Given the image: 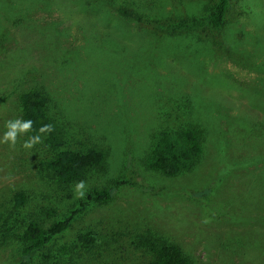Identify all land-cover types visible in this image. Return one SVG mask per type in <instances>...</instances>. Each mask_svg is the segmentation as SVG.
<instances>
[{
    "label": "rangeland",
    "instance_id": "1",
    "mask_svg": "<svg viewBox=\"0 0 264 264\" xmlns=\"http://www.w3.org/2000/svg\"><path fill=\"white\" fill-rule=\"evenodd\" d=\"M213 5L0 0V264H150L157 244L191 264H264V0H233L219 31L206 23ZM130 7L205 27L155 36L119 11ZM33 90L47 98L59 151L104 158L83 195L81 181L57 180L47 136L3 140ZM180 129L202 135L196 165L176 177L147 168L155 137ZM103 190L110 199L94 200ZM66 219L68 230L23 253L31 223Z\"/></svg>",
    "mask_w": 264,
    "mask_h": 264
},
{
    "label": "trees",
    "instance_id": "2",
    "mask_svg": "<svg viewBox=\"0 0 264 264\" xmlns=\"http://www.w3.org/2000/svg\"><path fill=\"white\" fill-rule=\"evenodd\" d=\"M233 0H214L212 11L207 18L210 28L219 31L225 25L232 13ZM120 8L119 11L127 16H132L142 22L143 29L155 36H177L194 32L205 27V22L197 17L169 16L151 18L144 14H136L134 8ZM23 111V120H31L28 130L34 134L47 136V141L54 145L56 155L51 162V170L61 184H73L83 179L87 171L100 168L104 158L101 153L88 149L82 153L59 151L60 146L55 142V126L46 116L47 98L38 90L23 93L19 97ZM45 126H50L41 131ZM203 150V138L196 129H180L164 131L155 137L150 153L145 159L147 168L159 172L166 177H176L189 172L197 163ZM94 200L108 201L110 194L106 191H95ZM70 219L51 224L44 228L37 223H31L22 236L23 253L27 255L46 247L54 237L69 229ZM81 237L80 240H84ZM89 242V240H88ZM87 242V243H88ZM152 255L150 264H191L180 249L172 245H155L150 250Z\"/></svg>",
    "mask_w": 264,
    "mask_h": 264
},
{
    "label": "clouds",
    "instance_id": "3",
    "mask_svg": "<svg viewBox=\"0 0 264 264\" xmlns=\"http://www.w3.org/2000/svg\"><path fill=\"white\" fill-rule=\"evenodd\" d=\"M31 124H32L31 120H26L23 122L20 120L7 122L6 127L8 131L4 134L3 140L10 141L11 143L14 144L17 132L24 133L28 131L31 128ZM46 128L50 130V126H45V128H42L41 131H44ZM38 140H39V137L32 138V140L29 143H27L25 146L30 147L31 142H36ZM0 142H3V141H0ZM81 188H83L82 181L76 185V189L79 195H83L82 192H79V189Z\"/></svg>",
    "mask_w": 264,
    "mask_h": 264
}]
</instances>
